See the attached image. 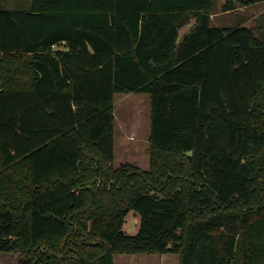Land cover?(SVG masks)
<instances>
[{
	"label": "trees",
	"instance_id": "trees-1",
	"mask_svg": "<svg viewBox=\"0 0 264 264\" xmlns=\"http://www.w3.org/2000/svg\"><path fill=\"white\" fill-rule=\"evenodd\" d=\"M29 1L0 3V251L264 264L263 17L215 25L216 0ZM130 91L149 94L148 169L114 165L115 95Z\"/></svg>",
	"mask_w": 264,
	"mask_h": 264
},
{
	"label": "rangeland",
	"instance_id": "rangeland-1",
	"mask_svg": "<svg viewBox=\"0 0 264 264\" xmlns=\"http://www.w3.org/2000/svg\"><path fill=\"white\" fill-rule=\"evenodd\" d=\"M29 0H0L9 9H27ZM224 0H216L212 22L220 26H234L241 20L256 26L264 21V0L232 12L222 10ZM263 14V16L261 15ZM193 22L182 28L186 32ZM150 99L149 94L136 91L118 92L115 95L114 165L128 162L140 169L150 166ZM124 229L135 233L139 229V216L134 210L128 213ZM22 253L0 251V264H21ZM180 256L166 253H122L115 256L114 264H179Z\"/></svg>",
	"mask_w": 264,
	"mask_h": 264
},
{
	"label": "crops",
	"instance_id": "crops-1",
	"mask_svg": "<svg viewBox=\"0 0 264 264\" xmlns=\"http://www.w3.org/2000/svg\"><path fill=\"white\" fill-rule=\"evenodd\" d=\"M22 1V0H21ZM29 6V5H28ZM151 110V109H150ZM151 113V112H150ZM116 115V114H115ZM150 136V135H149Z\"/></svg>",
	"mask_w": 264,
	"mask_h": 264
}]
</instances>
